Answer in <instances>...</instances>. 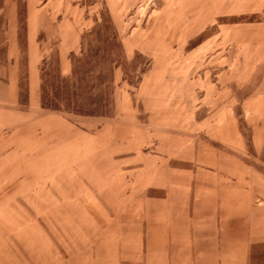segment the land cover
<instances>
[{
	"label": "crops",
	"instance_id": "obj_1",
	"mask_svg": "<svg viewBox=\"0 0 264 264\" xmlns=\"http://www.w3.org/2000/svg\"><path fill=\"white\" fill-rule=\"evenodd\" d=\"M41 1L24 0L29 101L22 109L18 4L3 0L0 192L8 195L0 204V264H264V168L249 160L264 165V90L244 104L249 142L231 123L210 145L181 138L177 151L164 152L159 142L160 151L139 162L136 152L104 151L114 136L100 138L103 152L89 153L84 130L41 105L48 58L41 33L65 29H52L50 0Z\"/></svg>",
	"mask_w": 264,
	"mask_h": 264
},
{
	"label": "rangeland",
	"instance_id": "obj_2",
	"mask_svg": "<svg viewBox=\"0 0 264 264\" xmlns=\"http://www.w3.org/2000/svg\"><path fill=\"white\" fill-rule=\"evenodd\" d=\"M16 2L20 83L27 90V15L24 0ZM3 5L0 0V77L7 56ZM260 8L264 0H50L52 29H65L40 38L48 57L41 65L47 99L60 105L49 111L84 130L89 153L103 152L100 138L114 136L116 143L104 151L136 152L137 162L160 151L159 142L166 143L164 152L177 151L181 138L210 145L231 123L249 142L244 104L264 90ZM66 46L73 49L67 72L61 61ZM7 195L0 192V204Z\"/></svg>",
	"mask_w": 264,
	"mask_h": 264
},
{
	"label": "trees",
	"instance_id": "obj_3",
	"mask_svg": "<svg viewBox=\"0 0 264 264\" xmlns=\"http://www.w3.org/2000/svg\"><path fill=\"white\" fill-rule=\"evenodd\" d=\"M43 73V72H42ZM47 77L44 76V74H42V87H41V105L43 109L46 110H53V111H57L60 110V105L59 103H51L48 99H47V92H46V82H47ZM75 94V93H73ZM78 95V94H77ZM80 97V94L78 95ZM55 97L60 99L61 95L60 93H56ZM93 98H91V102H93L92 100ZM99 100V99H98ZM28 101H29V94H28V89L26 90L23 85H21V93H20V103L21 105H23L24 107L28 105ZM95 102V101H94ZM99 102H103L102 100H99ZM76 107H80L79 102H77ZM91 115H94V112H91Z\"/></svg>",
	"mask_w": 264,
	"mask_h": 264
}]
</instances>
